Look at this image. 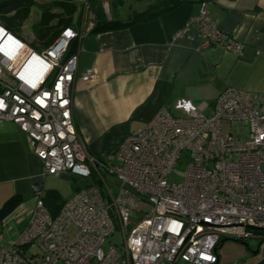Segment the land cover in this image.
Segmentation results:
<instances>
[{
  "label": "built area",
  "instance_id": "2783aa9c",
  "mask_svg": "<svg viewBox=\"0 0 264 264\" xmlns=\"http://www.w3.org/2000/svg\"><path fill=\"white\" fill-rule=\"evenodd\" d=\"M208 3L186 26H197L201 49L240 53L209 16ZM77 38L63 29L36 52L0 23V122L27 136L44 177L93 176L102 184L79 189L55 216L44 205L43 186L33 185L34 208L15 242L0 248V264H217L220 241L264 240L255 230H264V94L228 89L199 105L179 99L177 115L160 109L122 141L117 165L109 167L89 154L72 117L77 54L67 52ZM95 79L93 69L79 77ZM183 161L182 182L169 183L166 176ZM102 170L117 179L115 192ZM115 230L122 251H103Z\"/></svg>",
  "mask_w": 264,
  "mask_h": 264
},
{
  "label": "crops",
  "instance_id": "0c3cea01",
  "mask_svg": "<svg viewBox=\"0 0 264 264\" xmlns=\"http://www.w3.org/2000/svg\"><path fill=\"white\" fill-rule=\"evenodd\" d=\"M55 2V11H41L39 23L52 22L51 32L53 29L56 32L40 52L63 29L78 34L69 52L77 54L72 117L78 137L89 154L106 166L115 161L122 141L143 129L160 109L176 114L173 105L179 99L199 105L212 103L228 89L264 94V0H209L207 4L208 14L218 29L241 45L240 53L217 46L201 49L197 26H186L199 15V0H185L148 22L98 33L94 32L97 26L108 22L126 23L149 7L161 10L172 1ZM89 69L96 72V79L81 82L79 77ZM71 177L58 178L69 180ZM47 178L27 136L14 124L0 122V248L15 242L34 208L31 188L41 184L48 191ZM81 188H76L61 203ZM246 243L254 252L256 242L250 239ZM230 244L234 243L225 242L217 249V264H242L248 255L254 256L234 244L242 250H226L222 258L221 250Z\"/></svg>",
  "mask_w": 264,
  "mask_h": 264
},
{
  "label": "rangeland",
  "instance_id": "374dc122",
  "mask_svg": "<svg viewBox=\"0 0 264 264\" xmlns=\"http://www.w3.org/2000/svg\"><path fill=\"white\" fill-rule=\"evenodd\" d=\"M57 6V3L55 0H39L38 3L31 2L29 0H25L21 2V8L24 10L17 15V18L9 19L11 23L13 24L15 31L13 32L17 37H20L23 41H25L27 44L32 46L34 48V51L40 52V49H42L52 37L51 32V24H48L45 21H42L40 24V15L41 11L44 9L45 12L51 13L52 11H55V7ZM15 12L10 13V17ZM36 15V16H35ZM9 17V18H10ZM172 115H177L174 113H171ZM229 127L223 126V132H228ZM110 164V167L117 165L115 161L108 162ZM186 168V162H180L173 173L168 174L166 176V180L169 183L178 184L181 183L184 178V172ZM101 175L103 179L105 180V183L108 187H110L114 192L117 189V185L119 184L117 179L111 175L105 172L104 170L101 171ZM97 184L95 182V178L93 176L84 179L81 177L73 176L69 180L61 179V178H54V177H48L45 187L48 191H55L57 194V201L62 202L68 199L72 193L75 191L76 188L85 187L89 184ZM97 186L102 187V184L99 183ZM140 210L142 212L148 213L149 207L142 205L140 207ZM142 214L140 212L136 213L137 217H140ZM23 228V227H22ZM74 232V228L70 227L68 230V234L71 235ZM264 238V237H262ZM256 242V246L254 247V250H256L258 243L261 239L253 238L251 239ZM122 245H123V238L121 233L118 230H115L112 235H110L105 243L102 246L103 251H106L108 248L113 247L117 249L119 252L122 251ZM242 250L239 246L230 244L229 247L225 245L223 249L221 250V257H224V251H234V250ZM241 252V251H238ZM235 253H230V255ZM234 261V260H233ZM242 264H264V249H260L254 256L248 255L244 260ZM241 261V262H242ZM240 262V261H238ZM237 263V262H236ZM235 263V264H236Z\"/></svg>",
  "mask_w": 264,
  "mask_h": 264
},
{
  "label": "trees",
  "instance_id": "16d2710c",
  "mask_svg": "<svg viewBox=\"0 0 264 264\" xmlns=\"http://www.w3.org/2000/svg\"><path fill=\"white\" fill-rule=\"evenodd\" d=\"M22 1H25V0H10V1L0 0V23L2 25H4L11 32L13 30H15V28L9 19H12L14 17L17 18V15L21 12V9H22V11L24 10L23 8H21V2ZM171 1L172 2H171L170 6H166L165 8H163L161 10L160 9L155 10V7H149L145 11L135 14L133 16V18L129 22H126V23H121V22L104 23L103 25L97 26L95 28L94 32L98 33V32H105V31H109V30H113V29L127 28V27H129L133 24H136V23L151 21V20L155 19L156 17H158L159 15L177 7L178 5L183 3L185 0H171ZM186 1H188V0H186ZM199 1L203 2V1H209V0H199ZM11 12H15L12 15V17L9 16ZM55 32H56V30L53 29L52 35H51L52 37L50 38V41L54 38ZM73 48H74V44H72V42H71L70 46L68 48L67 55H71V53H69V52H71ZM95 182L97 183L96 185H98L100 183L96 179H95ZM93 184H95V183H93ZM98 187H100V186H98ZM56 198H57V194L55 193V191H52V190L46 191L45 190L44 205L52 216H55L59 212L60 208L63 205L61 202H58ZM11 207H12V205H11ZM47 207L48 208L53 207L54 210H56V209L57 210L54 212H51ZM9 211H10V209L7 212L9 213ZM261 235L264 236V233H261Z\"/></svg>",
  "mask_w": 264,
  "mask_h": 264
},
{
  "label": "water",
  "instance_id": "95a60500",
  "mask_svg": "<svg viewBox=\"0 0 264 264\" xmlns=\"http://www.w3.org/2000/svg\"><path fill=\"white\" fill-rule=\"evenodd\" d=\"M255 230H258V231H264V230H261V229H255ZM261 241H264V240H261ZM225 242H231V243H234V244L240 245V246H242L243 248L249 250L248 245H247L246 242L239 241V240H222V241H220V245H223ZM260 245H261V242L259 243V246H260ZM259 246H258V247H259ZM258 247L256 248V250H254V252H253V251H250V250H249V252H250L251 254H256V253L259 251Z\"/></svg>",
  "mask_w": 264,
  "mask_h": 264
},
{
  "label": "flooded vegetation",
  "instance_id": "af4514ba",
  "mask_svg": "<svg viewBox=\"0 0 264 264\" xmlns=\"http://www.w3.org/2000/svg\"><path fill=\"white\" fill-rule=\"evenodd\" d=\"M260 242H261V245L259 246V243H260ZM260 242L258 243V246H259V247L257 246L258 249H260L262 246H264V241H261V240H260Z\"/></svg>",
  "mask_w": 264,
  "mask_h": 264
}]
</instances>
